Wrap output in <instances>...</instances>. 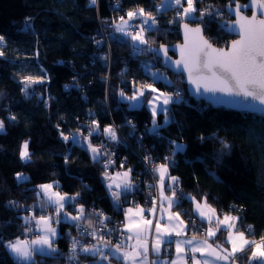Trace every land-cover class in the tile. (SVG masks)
I'll return each instance as SVG.
<instances>
[{"label": "trees", "instance_id": "16d2710c", "mask_svg": "<svg viewBox=\"0 0 264 264\" xmlns=\"http://www.w3.org/2000/svg\"><path fill=\"white\" fill-rule=\"evenodd\" d=\"M160 1L121 0V10L113 11L111 5L115 0H98L94 8L87 6L88 0H0V35L5 37L2 47L6 53L0 57V119L6 126V134H0V241L23 238L25 222L20 217L28 215L27 211L8 208L7 201L34 205L37 197L33 189L53 181L59 182L58 189L63 193L79 192L77 205L83 204L88 212L102 211L111 218V227L122 219V213L106 191L101 164L92 161L84 146L60 137L61 130L69 134L80 129L87 135L84 125L91 119L99 121L101 130L109 124L117 129L119 142H109L103 135L99 138L94 135L91 141L96 145L103 142L115 153L112 170L120 168L121 160L126 158L124 167L133 169V180L137 175L145 176L143 156L151 155L155 163H163L164 157L170 155L169 141L185 144L186 151L175 156V164L170 168L171 175L179 177L182 189L198 200L207 195L208 203L220 213L239 216L242 229L252 226L249 236L259 239L264 234L263 117L194 100L187 94L181 78L161 63H155L153 71L166 73L175 87L163 81L155 86L165 92L181 88L184 98L183 102L170 105L167 124L162 114L157 117L162 125L159 137L145 132L146 126L151 127L147 107L130 109L128 102L120 99L121 89L127 95L132 94L128 81L153 83L142 70V62L153 57L131 56L128 44L108 36L112 29L103 21L111 22L127 10L143 6L158 20V30L146 33L150 44L155 47L180 41V24L168 23L175 17L176 9L158 13L155 5ZM226 3L227 0H202L197 7L209 4L223 7ZM229 17L225 12L224 18ZM26 23L31 28L26 29ZM202 25L204 34L216 45H226L234 37L221 30L219 18L209 22L206 17ZM92 38L104 39L106 43L98 47ZM104 55L108 56L107 61L99 59ZM27 74H46L48 79L33 85L30 95L25 96L19 77ZM74 83L78 86L72 87ZM9 115H15L16 121L9 122ZM128 120L136 125L134 135L130 134ZM201 136L206 139L201 141ZM139 137H143L142 147ZM26 139L30 141V163L19 158L20 145ZM220 140L228 142L230 149L222 150ZM65 156L69 157L67 163ZM17 172L29 179L17 185ZM85 184L87 188L83 187ZM145 194L137 195L140 201L145 202ZM176 208H184L183 215L191 216L192 204L187 200ZM38 211L35 212L39 215ZM59 228L61 233L56 239L59 248H66V235L83 237L70 224L62 223ZM37 258L38 264H69L58 255ZM91 259L82 254V262ZM16 263L0 244V264Z\"/></svg>", "mask_w": 264, "mask_h": 264}, {"label": "snow or ice", "instance_id": "6c2138e0", "mask_svg": "<svg viewBox=\"0 0 264 264\" xmlns=\"http://www.w3.org/2000/svg\"><path fill=\"white\" fill-rule=\"evenodd\" d=\"M198 2L202 3V0H162L160 5H155L158 13L176 9L175 17L168 23H178L183 28L184 43L176 46L179 58L175 60L169 56L173 49L168 45L160 44L154 47L149 43L146 33L158 30V20L156 15L143 6L133 7L127 10L125 15L114 17L111 22L103 21L106 27L112 29L108 36L128 44L131 56L153 57L151 61L142 62V70L151 77L153 83L133 79L127 82L131 86V95H127L123 89L119 92L120 99L127 101L130 109L142 106L148 108L151 114V127L146 126L145 132L149 135L159 137L162 125L157 117L162 114L164 123L167 124L170 120L168 115L170 105L183 102V95L179 89L174 92H162L155 86L156 82L163 81L175 87L166 73L153 71L155 63H162L164 68L171 70L180 78L186 76L189 91L201 99L217 103L222 102L225 97H242L245 107L264 113V0H248L244 4L240 3V0H227L223 7L209 4L204 8H198ZM87 6L97 7L98 0H88ZM111 7L113 11L121 10V0H115ZM246 11H251V16L245 15ZM225 12L235 19L225 20ZM206 17L209 22L219 18L221 30L237 33L239 39L232 40L226 47H214L210 40L205 38L203 28L200 26L204 24ZM189 20L193 22L199 20L200 24L193 28ZM25 27L29 29L31 25L26 23ZM100 35L103 37V30ZM92 39L98 47L106 43L104 39ZM4 43L5 37L0 35V57L6 55L2 47ZM99 59L107 61L108 56L104 55ZM47 79L46 74L21 75L19 77L21 91L28 96L33 85L43 84ZM77 86L75 83L72 85ZM218 93L222 95H217ZM149 96L150 98H147ZM89 115L91 116V113ZM7 119L9 122H15L17 118L15 115H9ZM126 124L132 129L130 134L134 135L136 125L131 120L126 121ZM59 127L57 125L58 129ZM86 128L87 135L80 129L69 134L61 130L60 137L73 145H84L92 161L101 164L104 169L101 175L105 181L106 191L113 205L119 210L121 197L126 199L136 188L132 178L133 169L111 173L109 169L116 164L113 159L115 153L109 151L103 142L99 145H93L91 142L94 135L97 138L103 135L109 142H119L120 138L113 125L109 124L101 130L99 121L91 119ZM0 134H6L3 119H0ZM137 139L142 147L143 137ZM200 139L204 141L206 137L201 136ZM220 143L222 150L230 149L228 142L220 140ZM29 144L30 141L26 139L19 148V158L24 163L32 161ZM169 145L170 155L164 157L163 163H155L151 155H145L142 159L146 165H152L146 169L154 178V182L148 187L150 190L155 188L158 192L157 196L150 195L152 207L144 208L137 205L123 209L124 221L119 227L109 228L111 218L100 210L93 209L88 212L83 204L77 207L80 193L74 195L62 193L58 190L59 182L53 181L39 184L33 189L37 197V203L34 205L25 206L15 200H9L6 204L10 209L28 212V215L20 217L25 222L23 231L30 233L35 230V238L16 237L14 241L6 243L0 241V244H3L18 262L37 264V255L42 258L61 255L55 247L58 231L53 225L67 223L76 228L81 236L90 238V242L83 243L80 239L71 237L70 252L66 257L69 264H79L81 254L91 257L92 264L103 262L111 264L112 258H116L120 264H189V261L191 264H236L238 254H243L248 249H251V255L248 257L250 264L253 261L264 264V234L258 240L249 239L252 226L248 225L245 230H240L239 216L225 213L221 218L216 208L208 203L207 195L197 200L195 196L184 193L180 188L179 177L171 175L170 168L175 164V156L185 152L187 146L176 140L169 141ZM222 154L223 151L219 155ZM68 159L69 157L65 156L64 162L67 163ZM125 161L126 158L121 160V168H124ZM15 179L19 185L26 182L29 177L17 172ZM83 187L87 188L88 185L85 184ZM166 187L171 195L166 194ZM185 200L193 206L191 229L194 231L191 238H186L189 224L181 219L180 212L172 211ZM66 206H71L76 214L66 211ZM49 208L52 210L51 214L47 211ZM36 209L41 212L39 216L35 214ZM145 213L152 217L159 214V218L154 224L153 219L146 218ZM165 216L166 222H162ZM197 220L201 225L208 224V227L203 229V238L197 236V232L201 231L197 227ZM220 232L227 233L225 243L229 244L230 248L225 247L224 243L210 242ZM113 233L118 237L115 243L111 240ZM173 243L175 257L170 260L161 258L162 246H170ZM163 250L170 252L168 247Z\"/></svg>", "mask_w": 264, "mask_h": 264}, {"label": "crops", "instance_id": "0c3cea01", "mask_svg": "<svg viewBox=\"0 0 264 264\" xmlns=\"http://www.w3.org/2000/svg\"><path fill=\"white\" fill-rule=\"evenodd\" d=\"M163 120H164V118H163ZM129 168H131V167H129ZM128 169V168H127ZM132 169V168H131ZM132 178H133V172H132ZM59 190V189H58ZM60 191V190H59ZM61 192V191H60ZM165 192H166V194H168V195H171V193L170 192H168V190H167V187L165 188ZM63 193V192H62ZM158 195V193L156 192L155 193V196H157ZM122 198V203H121V205H120V209H119V211L122 213V221H124V215H123V209H127L128 207H136L137 205H139V206H142V207H144V208H150V207H152V204L151 203H148V204H146V203H144V202H142V201H140L139 200V197L137 196V195H135L134 194V190H133V192H132V194H130V195H128L127 197H126V199H125V197H121ZM198 200V199H197ZM193 207V206H192ZM117 209V208H116ZM118 210V209H117ZM182 210H184V208H182V209H178V208H176V207H174L173 209H172V211L173 212H180L181 213V219H183L185 222H187L188 224H189V231L187 232V237L186 238H191V236H192V234H193V231L191 230V221H190V219H189V217L187 216V217H185L184 215H183V213H182ZM217 210V209H216ZM66 211H68V212H71L73 215H75L76 213H75V211L73 210V208H68L67 206H66ZM217 213L221 216V218H222V216H223V214H225V213H220L218 210H217ZM231 214V213H230ZM145 215H146V218H151V219H153V223L155 224V220L156 219H158L159 218V214H157V216L156 217H152V216H150L149 214H147V213H145ZM231 215H234V214H231ZM237 216V215H236ZM162 222H166V216H165V220L164 221H162ZM207 224V223H206ZM208 227V226H207ZM206 227V228H207ZM154 231V230H153ZM226 235H227V233L226 232H220V233H218L217 234V237H214V238H212L211 240H210V242H212V243H216V242H220V243H224V245H225V247H229L230 248V245L229 244H227V243H225V238H226ZM197 236L199 237V238H203L202 237V233H197ZM248 238L249 239H254L253 237H251V236H249L248 235ZM151 239H152V236H150L149 237V240H150V242H151ZM55 244L57 245V243H56V240H55ZM58 246V245H57ZM165 247H168V248H170V252L168 253L167 251H164L163 249L165 248ZM197 255H199V254H197ZM251 255V249H248L245 253H243V254H238V257H237V260H236V264H250V262H249V260H248V257ZM12 256V255H11ZM38 256V255H37ZM37 256H36V259H38L37 258ZM12 257H14V256H12ZM175 257V244L173 243L172 245H170V246H162V252H161V258H167V259H172V258H174ZM15 258V257H14ZM151 258V257H150ZM16 259V258H15ZM88 262H91L92 263V259L91 260H89V261H87V262H84L83 261V264H87ZM255 263H257V262H255V261H253V262H251V264H255ZM103 264H108V262H103ZM111 264H120V262L116 259V258H112L111 259ZM189 264H191V261H189Z\"/></svg>", "mask_w": 264, "mask_h": 264}, {"label": "water", "instance_id": "95a60500", "mask_svg": "<svg viewBox=\"0 0 264 264\" xmlns=\"http://www.w3.org/2000/svg\"><path fill=\"white\" fill-rule=\"evenodd\" d=\"M248 0L246 1H240V3L244 4V3H247ZM251 11L250 13H246L245 12V15H248V16H251ZM225 20H234L235 17L234 16H230L229 18H224ZM190 26L195 28L198 24L200 23H192L190 21H188ZM202 28H203V25H200ZM227 32V31H225ZM179 33H180V36H181V39L180 41H177V42H174V43H171V44H165V45H168L170 48H172L173 50L169 52V56L172 57L173 60L175 59H178L179 58V52L178 50H176V46L180 45V44H183L184 43V35H183V28L181 27V25H179ZM231 35H233L234 37L226 44V45H223V46H219V45H216L214 43H211L213 44L214 47L216 48H222V47H226V46H229L231 41L234 40V39H239V36L237 33H234V32H227ZM203 35L205 36V38L208 39V37L204 34V29H203ZM162 64V63H161ZM163 65V64H162ZM169 70V69H167ZM171 71V70H169ZM172 72V71H171ZM174 73V72H173ZM181 82L183 84H185L186 86V89H187V94L193 98L194 100L198 101V100H203L205 101L207 104H210L211 106L213 107H223V108H226V109H231V110H236V111H240V112H249V113H253L255 115H258V116H261L264 118V113H261V112H256V111H252L251 109L245 107V101H244V98L242 97H225L224 100L222 102H217V103H214V102H211V101H208V100H204V99H201L199 98L198 96L196 95H193L190 91H189V85L188 83L186 82V76L181 78ZM217 95H222V94H217ZM257 106L258 105V102H257Z\"/></svg>", "mask_w": 264, "mask_h": 264}, {"label": "built area", "instance_id": "2783aa9c", "mask_svg": "<svg viewBox=\"0 0 264 264\" xmlns=\"http://www.w3.org/2000/svg\"><path fill=\"white\" fill-rule=\"evenodd\" d=\"M176 89H179L180 90V92L182 93V95H183V98H184V90L183 89H181V88H175L173 91H171V92H174ZM88 124H90V121H88L87 123H85V125H84V127L86 128V126L88 125ZM117 130V129H116ZM108 148V150L109 151H111V149L109 148V147H107ZM111 152H113V151H111ZM144 157V156H143ZM143 157H142V159H143ZM113 159H115V161H116V157L114 156L113 157ZM153 159V158H152ZM154 161V160H153ZM155 162V161H154ZM146 165V164H145ZM152 165H146V168L144 169V173H145V176L144 177H142L141 178V176H139V175H137V176H135L134 177V182H137V186H136V188H135V190H136V193H135V195H140V192H144V193H146L145 194V202H150V195L151 196H155V193H156V189L155 188H152L151 190L149 189V187H148V185L150 184V183H153L154 182V178L152 177V176H150L149 174H148V172L146 171V169L148 168V167H151ZM146 171V172H145ZM149 175V176H147V175ZM141 175V174H140ZM140 179V180H139ZM180 188L182 189V187H181V185H180ZM183 190V189H182ZM183 192L184 193H187L185 190H183ZM187 194H189V193H187ZM177 195H179V192L177 193ZM151 203V202H150ZM48 211V213L49 214H51V212H52V210L51 209H48L47 210ZM40 212V211H39ZM35 214H36V212H35ZM39 214H41V212L39 213ZM189 217V219H190V221L192 222V219H193V217L192 216H188ZM121 222H122V219L117 223V224H115V226H113V227H111V225H109V228H116V227H119L120 225H121ZM197 227L198 228H200L201 229V233L203 232V229H206V227L208 226V224H206V225H201L200 224V222H199V220H197ZM247 226L248 225H246V227L244 226V229H242V230H245L246 228H247ZM241 228V226H240V224H239V229ZM192 231H194L193 229H191ZM35 233V230H33V232H30V233H25L24 231H23V235H25V236H32L33 234ZM117 234L116 233H113L112 234V236H111V240H112V242L113 243H115L116 242V240H117ZM77 239H80L83 243H88V242H90V238H88V237H77ZM68 242V244H67V246H66V248H59V253L61 254V255H58V256H61V257H64V258H66L68 255H69V252H70V245H71V238H69V240L67 241ZM169 253V252H168ZM68 261V260H67ZM68 263H69V261H68ZM16 264H23V262H18L17 261V263ZM37 264H38V261H37ZM53 264V263H52ZM79 264H82V254L79 256Z\"/></svg>", "mask_w": 264, "mask_h": 264}, {"label": "rangeland", "instance_id": "374dc122", "mask_svg": "<svg viewBox=\"0 0 264 264\" xmlns=\"http://www.w3.org/2000/svg\"><path fill=\"white\" fill-rule=\"evenodd\" d=\"M162 3V0L157 4V5H160ZM186 6V5H185ZM162 92H165V91H163V90H161ZM150 97V96H149ZM148 97V98H149ZM86 135V134H85ZM92 142V141H91ZM92 144L93 145H96V144H94L93 142H92ZM82 146H84V145H82ZM85 147V146H84ZM86 148V147H85ZM127 168H119V167H115L113 170L112 169H110L109 171L111 172V173H114V172H117V171H124V170H126ZM104 180V179H103ZM104 183H105V181H104ZM44 184V183H43ZM134 190V189H133ZM156 192H157V190H156ZM158 193V192H157ZM72 195H74V194H72ZM121 201H122V198H121ZM144 203H146V204H148V202H144ZM150 203V202H149ZM77 207H78V205H77ZM49 209H51V208H49ZM38 213H40L39 211H38ZM37 216H39L38 214H36ZM54 227H56L57 228V231H58V236L60 235V233H61V231H60V228H59V225H53ZM246 227V226H245ZM240 230H242V227L240 228ZM24 237L23 238H21V239H24V238H28V239H33V238H35V233L32 235V236H25V235H23ZM57 236V237H58ZM57 237L55 238V240L57 239ZM72 236L71 235H69V236H67L66 235V240L68 241L69 240V238H71ZM254 238V237H253ZM254 239H256V240H258V238H254ZM55 247L56 248H58V250H59V247L55 244ZM82 264H83V262H82Z\"/></svg>", "mask_w": 264, "mask_h": 264}, {"label": "flooded vegetation", "instance_id": "af4514ba", "mask_svg": "<svg viewBox=\"0 0 264 264\" xmlns=\"http://www.w3.org/2000/svg\"><path fill=\"white\" fill-rule=\"evenodd\" d=\"M246 13H248V14H249V13H250V11H246ZM231 39H232V38H231Z\"/></svg>", "mask_w": 264, "mask_h": 264}]
</instances>
